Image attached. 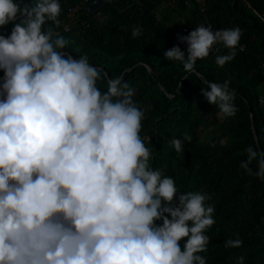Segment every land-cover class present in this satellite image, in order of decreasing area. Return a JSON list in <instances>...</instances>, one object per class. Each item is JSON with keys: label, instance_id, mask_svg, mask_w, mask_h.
<instances>
[{"label": "clouds", "instance_id": "9594fccd", "mask_svg": "<svg viewBox=\"0 0 264 264\" xmlns=\"http://www.w3.org/2000/svg\"><path fill=\"white\" fill-rule=\"evenodd\" d=\"M61 11V0H0V26L14 22L0 34V264H208L201 253L216 222L210 194L181 191L151 165L140 134L147 107L121 75L102 90L104 69L66 51L53 27ZM241 36L238 26L202 23L178 34L186 51L176 44L163 56L190 73L222 44L229 51L215 62L224 66L243 47ZM204 83L203 96L221 116H235L229 82ZM191 139L184 133L169 142L179 153ZM245 151L240 167L264 181V149Z\"/></svg>", "mask_w": 264, "mask_h": 264}, {"label": "trees", "instance_id": "16d2710c", "mask_svg": "<svg viewBox=\"0 0 264 264\" xmlns=\"http://www.w3.org/2000/svg\"><path fill=\"white\" fill-rule=\"evenodd\" d=\"M93 1L61 0L60 24L53 27L68 41L66 51L74 57L87 54L104 69L102 90L117 75L134 87V99L147 107L140 134L152 151L151 165L173 176L181 191L210 194L207 203L215 208L216 222L201 253L208 264H235L240 255L245 264H264V181L240 167L248 145L264 149V0H107L90 12ZM13 23L0 26V34H10ZM202 23L213 30L238 26L243 47L219 66L216 55L229 49L216 44L188 73L163 52L176 44L186 51L178 34ZM133 27L141 28V35L133 36ZM207 80L229 82L236 92L235 116L222 117L206 100L201 88ZM184 133L192 139L178 153L169 141ZM250 167L256 168L255 161ZM237 237L241 247H224L225 239ZM186 239L179 241L182 248Z\"/></svg>", "mask_w": 264, "mask_h": 264}, {"label": "water", "instance_id": "95a60500", "mask_svg": "<svg viewBox=\"0 0 264 264\" xmlns=\"http://www.w3.org/2000/svg\"><path fill=\"white\" fill-rule=\"evenodd\" d=\"M107 0H94L88 7L90 12H94L96 9L101 7Z\"/></svg>", "mask_w": 264, "mask_h": 264}, {"label": "built area", "instance_id": "2783aa9c", "mask_svg": "<svg viewBox=\"0 0 264 264\" xmlns=\"http://www.w3.org/2000/svg\"><path fill=\"white\" fill-rule=\"evenodd\" d=\"M89 7V6H88ZM63 28L67 31V30H69V25H67V24H65L64 26H63ZM241 48V47H240ZM263 66V69H264V64L262 65ZM264 99L263 98H261V101H263Z\"/></svg>", "mask_w": 264, "mask_h": 264}]
</instances>
